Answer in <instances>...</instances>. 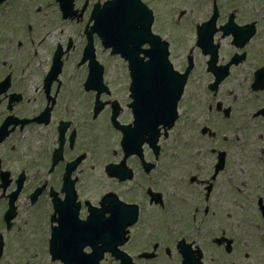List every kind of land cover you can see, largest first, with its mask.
I'll return each instance as SVG.
<instances>
[{"label": "flooded vegetation", "instance_id": "flooded-vegetation-1", "mask_svg": "<svg viewBox=\"0 0 264 264\" xmlns=\"http://www.w3.org/2000/svg\"><path fill=\"white\" fill-rule=\"evenodd\" d=\"M112 1L0 0V264L37 227L49 249L69 193L72 226L136 210L132 264H264V0H141L190 31L183 56L167 39L173 68L190 66L172 119L137 107L102 45Z\"/></svg>", "mask_w": 264, "mask_h": 264}, {"label": "water", "instance_id": "water-1", "mask_svg": "<svg viewBox=\"0 0 264 264\" xmlns=\"http://www.w3.org/2000/svg\"><path fill=\"white\" fill-rule=\"evenodd\" d=\"M113 6L116 13L107 25L103 41L106 46H112L113 52L120 53L128 60L132 89L142 101L137 107L141 109L145 103H149L151 111L171 112L182 93L185 76L178 77L172 71L167 59V43L150 32V13L139 7L137 2L131 4L128 0H116ZM144 43L149 44V49H141ZM141 52L146 55L147 61L139 56ZM114 234H120L119 227L115 228V233L114 229H106L107 237ZM70 258L76 264H91L90 259L77 258L76 262V256Z\"/></svg>", "mask_w": 264, "mask_h": 264}, {"label": "rangeland", "instance_id": "rangeland-1", "mask_svg": "<svg viewBox=\"0 0 264 264\" xmlns=\"http://www.w3.org/2000/svg\"><path fill=\"white\" fill-rule=\"evenodd\" d=\"M179 3L180 2H178L177 4ZM149 5L153 9L156 8L157 11L155 13L156 19L153 25V30L159 32L161 36L163 35L162 37L172 41V46L175 53L181 54L182 56L186 54L187 48L190 43L189 41L190 31L188 29H185L187 26L186 19H184L182 27H176L175 25L172 24L173 23L172 19L169 17V15L175 13V8L169 9L168 11L166 8L167 3L165 4L149 3ZM190 7H187V9L190 10ZM103 56L105 55L103 54ZM190 87L191 84L190 86L187 87V91L190 90ZM101 130L102 133L104 134V137H101V141L107 146L109 145L110 137L108 138L106 136L103 127L101 128ZM149 229H150V225H149ZM47 235L48 232L46 227H42V228L37 227L35 228V230L31 235H28L25 238L19 240H15L13 242H9L7 244V248L5 251L4 264H13L14 262L13 257L17 254V251L21 252L22 259H20L18 256L16 257V262L21 261L24 262V264H27L28 262L30 264H48L47 262H44V260H46V258L49 255L47 250L48 249ZM153 235L157 236L154 233ZM140 243L142 242H137V244Z\"/></svg>", "mask_w": 264, "mask_h": 264}]
</instances>
